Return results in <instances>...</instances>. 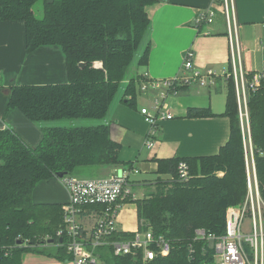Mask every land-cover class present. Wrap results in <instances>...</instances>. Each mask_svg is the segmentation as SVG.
Instances as JSON below:
<instances>
[{"label": "trees", "instance_id": "obj_1", "mask_svg": "<svg viewBox=\"0 0 264 264\" xmlns=\"http://www.w3.org/2000/svg\"><path fill=\"white\" fill-rule=\"evenodd\" d=\"M39 1L0 0V22L25 23L28 55L44 47L60 48L66 59L67 82L13 86L8 109L20 111L35 124L80 119L99 124L44 127L37 147L29 146L13 129L0 130V264H23L27 253L62 262L73 260L67 249L68 237H58L64 228L65 205L35 203V189L45 181L59 179V174L92 175L102 168L124 165L120 160L122 146L111 139L110 126L103 122L136 59L140 67L149 62L150 46L140 57L138 53L151 25L146 8L159 3L43 0V17L38 18L34 7ZM258 73L264 74V69ZM226 81L228 96L223 116L231 123L229 142L215 156L158 160V174L170 178L159 179L155 191L144 199L128 197L119 202L122 206H137L139 231L150 230L155 238L163 237L170 244L169 256L148 263L142 258L116 256L112 243L135 238L134 233L118 231L107 239L110 245L97 252L103 264H215L212 244L198 238L197 232L224 236L229 210L241 206L247 196L235 85L233 78ZM126 96L131 97L127 104L134 106L137 79L130 81ZM248 105L264 195V78L260 87L251 91ZM215 116L208 109L188 112L192 119ZM181 162L190 168L189 181L178 179Z\"/></svg>", "mask_w": 264, "mask_h": 264}, {"label": "crops", "instance_id": "obj_2", "mask_svg": "<svg viewBox=\"0 0 264 264\" xmlns=\"http://www.w3.org/2000/svg\"><path fill=\"white\" fill-rule=\"evenodd\" d=\"M234 1L237 36L234 34L235 27L230 33L227 17L221 11L217 12L212 25H205L200 30L195 27L197 16L213 7V0H159V3L146 8L151 25L139 57L150 46L149 62L140 67L136 59L103 122L110 126L111 139L122 146L120 160L124 165L102 168L94 179L127 173L131 197L141 200L155 191L159 179L170 178L158 174V160L215 156L229 142L231 123L223 116L228 90L226 78L222 75L232 70L233 61L247 74L264 69V0ZM189 50L195 54V69L214 71L217 82L207 87L192 84L169 95L166 108L173 118L158 124L153 137L157 145L150 150L146 144L153 127L141 114V110L147 108L142 95L148 94L142 92L141 84L150 78L161 81L181 74L185 54ZM0 75V130L13 129L29 146L37 147L43 139L42 129L57 126L55 122L35 124L20 111L9 110L10 89L17 85L67 82L66 59L62 50L44 47L28 55L25 23L0 22ZM147 75L149 78H146ZM133 78L137 79V97L134 106H130L127 101L131 97L126 96V89ZM189 109H208L216 116L188 118ZM136 188L142 194L140 198L133 192ZM33 198L35 203L43 204L66 205L70 200L61 179L39 184ZM116 226L119 232L135 234L139 231L135 204L121 207ZM23 264L70 263L27 253Z\"/></svg>", "mask_w": 264, "mask_h": 264}, {"label": "built area", "instance_id": "obj_3", "mask_svg": "<svg viewBox=\"0 0 264 264\" xmlns=\"http://www.w3.org/2000/svg\"><path fill=\"white\" fill-rule=\"evenodd\" d=\"M234 0H213V7L201 12L195 27L200 30L205 25H212L221 11L227 17L228 28H234L237 36L234 18ZM232 36V35H231ZM195 54L189 50L185 54L183 71L178 76L167 80H153L150 78L141 84L143 93L158 92L154 99L155 114L146 108L141 110L145 121L153 127L147 148L152 150L157 145L153 139L158 124L162 120H171L166 108V100L170 94L178 92L181 87L198 84L201 87L213 86L217 82V74L212 71H199L194 66ZM233 61L232 70L223 73L226 80L233 78L239 118L243 132V147L247 176V196L241 206L232 208L227 216V229L224 236L208 235L205 231H198L197 237L210 242L215 251V264H264V195L258 178L250 127L249 97L251 91H256L264 74L255 73L252 77ZM146 78H149L147 75ZM0 75V81H1ZM264 156V153L261 154ZM135 173H138L136 171ZM180 181L192 178L189 166L181 162L177 169ZM70 196L68 204L64 206V228L58 232V237H68L67 249L73 257L70 264H103L97 255L99 249L109 246V236L117 233V219L122 205L120 201L132 196L129 186V175H112L97 179H79L66 176L61 179ZM106 206V210H91L89 207ZM249 219V231L245 232L244 224ZM86 219V221H84ZM116 256H131L142 258L144 263L155 260L159 256L170 254V244L163 238H155L152 231L135 233L130 241H117L111 244Z\"/></svg>", "mask_w": 264, "mask_h": 264}, {"label": "rangeland", "instance_id": "obj_4", "mask_svg": "<svg viewBox=\"0 0 264 264\" xmlns=\"http://www.w3.org/2000/svg\"><path fill=\"white\" fill-rule=\"evenodd\" d=\"M43 2H44L43 0L39 1L37 3V5L34 7L35 15L38 18H42L43 17V4H44ZM140 51H141V49H140ZM140 51H139L138 55L140 54ZM133 66H135V63H134ZM130 71H132V70H130ZM130 71H129V74H130ZM157 94H158V92H156V91H154V92H151L150 91L148 94H146V96L145 95H142L143 96V99L145 101V106L147 107L146 109L148 111H150L151 113H153V114H155L154 111H153V108H154L153 100L155 99V97H156ZM97 124H99L98 121H95V120H83V119L73 120V121L63 120V121H57V122L54 123V125L57 126V127H89V126H95ZM240 126H241V132H242L241 122H240ZM250 127H251V124H250ZM242 140H243V132H242ZM93 173L94 174H92V175H87V174H85V175H79V174H77L76 176L79 179H94L93 177L99 176L97 174L98 173V170L97 171H94ZM133 192H134V194H136V196L138 198H140V196L142 195L138 191L137 188L135 190H133ZM249 229H250V227H249V219L247 218L246 221H245V224H244V230H245V232H248Z\"/></svg>", "mask_w": 264, "mask_h": 264}, {"label": "water", "instance_id": "obj_5", "mask_svg": "<svg viewBox=\"0 0 264 264\" xmlns=\"http://www.w3.org/2000/svg\"><path fill=\"white\" fill-rule=\"evenodd\" d=\"M81 67L83 68V67H85V65L84 64H81ZM58 177H59V179H63L64 177H66V174H59ZM50 243L53 244L54 241H50Z\"/></svg>", "mask_w": 264, "mask_h": 264}, {"label": "bare ground", "instance_id": "obj_6", "mask_svg": "<svg viewBox=\"0 0 264 264\" xmlns=\"http://www.w3.org/2000/svg\"><path fill=\"white\" fill-rule=\"evenodd\" d=\"M102 253V252H101ZM104 255V254H103ZM103 259V258H102Z\"/></svg>", "mask_w": 264, "mask_h": 264}]
</instances>
